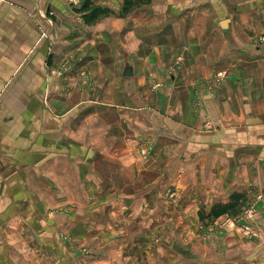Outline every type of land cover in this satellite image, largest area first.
<instances>
[{"label":"crops","instance_id":"0c3cea01","mask_svg":"<svg viewBox=\"0 0 264 264\" xmlns=\"http://www.w3.org/2000/svg\"><path fill=\"white\" fill-rule=\"evenodd\" d=\"M86 1L0 0V264H73L67 236L100 247L127 227L178 232L170 264H264V203L256 238L201 231L264 198V0L124 17L89 0L113 11L96 24ZM101 163L123 184L104 188Z\"/></svg>","mask_w":264,"mask_h":264},{"label":"rangeland","instance_id":"374dc122","mask_svg":"<svg viewBox=\"0 0 264 264\" xmlns=\"http://www.w3.org/2000/svg\"><path fill=\"white\" fill-rule=\"evenodd\" d=\"M232 7L236 8L234 5ZM91 10L92 6L88 5L84 11L91 12ZM170 72H173V69ZM82 77L84 82L90 85L91 81L87 79L90 78V75L84 73V76ZM226 79L227 76L214 84L215 87L218 88L225 82ZM116 170V167L108 165V163L100 164V173L103 175L104 188H107L109 185H111V183L114 184V182L112 181V177L114 176L116 184H123L122 181H118L117 175L121 174ZM121 173H123V171H121ZM260 201L261 202L259 203H264L262 202L263 200ZM259 203H248V205L243 209V211H241V213H238L234 216H225L224 219H222L223 221L214 220L210 222H202L201 231H208L209 229H211V227H216L218 231H222L226 229L227 226H232L235 228L234 230L240 231L244 234L242 226L245 224V221L258 222L259 217L262 215L261 212L258 214L254 213L251 215L252 218L249 219L246 216L245 211L249 210L252 206L254 207L256 205L257 207ZM261 209L264 210V206ZM241 220H243L244 222ZM129 229L130 227H127L123 230L121 229V231L117 233V238H115L117 241L116 244L108 245V243L106 242L107 244L101 245L100 247L91 242V237H89L83 245H73V240L71 239L73 237L71 235L67 236V241L70 242L68 247L72 250L73 253H75L74 258H77H75V262H73V264H170V259H166L165 254L167 253V250L174 249V246L172 244L177 243V241L175 240V236L178 237V232L165 228V230H159L158 232L148 230L146 232H143L142 234H139L135 233V231H129ZM255 229H258L256 231H259V234H261L262 231H260L259 228L256 227ZM146 235L148 241L146 245H144L141 242H143ZM156 254L164 260L160 262L156 261L154 259ZM137 258L139 261L136 260Z\"/></svg>","mask_w":264,"mask_h":264},{"label":"trees","instance_id":"16d2710c","mask_svg":"<svg viewBox=\"0 0 264 264\" xmlns=\"http://www.w3.org/2000/svg\"><path fill=\"white\" fill-rule=\"evenodd\" d=\"M153 0H123V7L121 15L128 16L129 14L133 13L137 9H140L144 6H147L152 3ZM86 5H90L88 1H86ZM86 8V6H85ZM113 12L110 9L107 8H101V7H94L92 6V10L90 13L84 16V20L88 24H96L97 22L103 20L104 18L109 17ZM238 213L230 214L229 211L225 209V207H218L215 210L211 212V214L205 216L204 214L201 215V220L203 222L206 221H214L218 220L219 218L223 216H234Z\"/></svg>","mask_w":264,"mask_h":264},{"label":"built area","instance_id":"2783aa9c","mask_svg":"<svg viewBox=\"0 0 264 264\" xmlns=\"http://www.w3.org/2000/svg\"><path fill=\"white\" fill-rule=\"evenodd\" d=\"M69 70L70 69L67 66H64V68L60 71V76H62L63 74H65ZM225 76L226 75L224 73L217 74L216 75L217 82L220 81V80H222ZM213 87L216 88L215 86L212 85V87H210L211 88L210 90H212ZM260 200H263L262 202H264V198L263 197H259L257 199V203L261 202ZM245 213H246V216L250 219V218H252L251 217L252 214H254V213L258 214L260 212H259V209H257V207L255 205L254 207L252 206L249 210H246ZM241 221H243V220H241ZM256 224H257V221H252V222L251 221H245V224L242 226V229L244 230V235L246 237H248L249 239L256 238L259 235V231H256L258 229H255L257 227ZM222 231H218L216 227H211V229H209L207 231V235L218 234V233H221Z\"/></svg>","mask_w":264,"mask_h":264},{"label":"water","instance_id":"95a60500","mask_svg":"<svg viewBox=\"0 0 264 264\" xmlns=\"http://www.w3.org/2000/svg\"><path fill=\"white\" fill-rule=\"evenodd\" d=\"M229 25H230V21L229 20H225L221 23L220 27L223 31H227L229 29ZM95 156V153L94 151L90 150L88 152V156H87V159L88 160H91L93 159V157Z\"/></svg>","mask_w":264,"mask_h":264}]
</instances>
